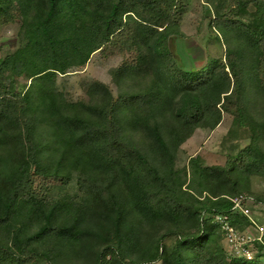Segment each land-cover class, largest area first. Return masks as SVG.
<instances>
[{"label": "rangeland", "instance_id": "1", "mask_svg": "<svg viewBox=\"0 0 264 264\" xmlns=\"http://www.w3.org/2000/svg\"><path fill=\"white\" fill-rule=\"evenodd\" d=\"M32 2L33 8L31 6L28 16L35 11L34 7L38 8L47 0ZM2 5L9 9L10 14L0 13V62H6L7 58L24 48L17 61L12 58L8 62L5 75L7 83L14 89L22 94H31L30 113L34 117V134L44 149V159L40 164H27L33 172H40L35 175L34 183L36 187L42 188V199L37 204L21 201L13 207L9 220L0 223V242L23 249L27 246L28 238L41 232L31 244L42 264L87 262L83 254L74 249L79 242L74 237L79 231H94L98 217L89 212L83 219L75 218L87 198L78 180L83 173L97 180H109L108 165L104 157L92 155L89 149L74 143L80 131L68 124L74 123L72 120L79 122L82 119L100 122L101 115L95 112V108L105 106L108 101L115 103L113 110L124 136L161 173L167 174V177L173 175L181 200L200 206L206 197L214 198L221 193L227 192L224 195H228V191H234L228 175L202 172V169L210 166H223L230 169V177L239 190L231 195L253 196L256 202L252 204L254 215L264 218V86L259 83L254 70V50L248 38L239 29L214 24L215 17L225 13L231 19L252 23L255 19L253 6L240 8L235 0L179 1L177 25L168 38L169 50L179 68L193 73L212 69L226 62V54L230 49L245 57L238 114L234 112L235 104L231 107L229 104L218 105L221 108L220 115L208 111L205 106L209 90L205 88L203 93H198L204 106V115L191 127L179 113L185 92L170 85L167 71L162 70L167 56L159 54L141 36H136L141 47L140 58L134 65L132 62L136 56L129 50L124 55L119 52L105 55L98 50L83 64L78 59L68 64L64 62L62 72L54 73L50 79L29 91L32 64L28 62L26 46L29 38H32L31 31L35 33V29L28 26L32 18L21 12L17 0H3ZM42 5L47 8L46 3ZM90 23L89 13L81 12L74 25L88 26ZM64 35L67 36V33ZM41 61L46 62L44 59ZM231 82L230 90L234 86L233 79ZM42 88H45V93L41 91ZM151 88L157 89L160 94L158 102L154 104L156 106L144 109L136 100L126 101L127 96H135ZM225 94H222L221 102H224ZM156 126L168 143L167 152L158 150L152 133ZM11 150L14 151L13 148ZM245 157L256 164L251 166L247 162L250 171L239 166ZM21 158L22 153L9 156L8 146L0 143V194L3 195L0 197V210L3 209L10 186L21 175L18 163ZM125 180L119 170H114L112 188L130 212L127 223L136 234H131L130 229L122 230L121 233L112 229L109 233L101 232L108 236L105 239H93L96 249L111 243L121 248L126 262L135 260L139 264H164L181 245L188 263L196 264L191 262L193 255L188 250L191 244L186 240L196 232L194 223L185 219L174 221L142 215L131 205ZM87 203L92 204L91 201ZM50 216L52 224L64 227L60 235L42 232ZM239 224L245 228L249 222L242 220ZM73 230L78 232L73 233ZM88 235L84 234L82 238ZM211 238L209 245L222 248L227 258H235L228 253L220 229H215ZM158 246L160 258L142 261L141 258H148L155 253ZM259 249L262 252L260 262L264 263V245L259 244Z\"/></svg>", "mask_w": 264, "mask_h": 264}, {"label": "trees", "instance_id": "2", "mask_svg": "<svg viewBox=\"0 0 264 264\" xmlns=\"http://www.w3.org/2000/svg\"><path fill=\"white\" fill-rule=\"evenodd\" d=\"M2 1L0 0V13L10 14L9 9H5L2 5ZM17 1L21 12L32 18L28 24L29 28L35 29V33L31 31L32 38L29 36L26 46L28 52L26 56L29 58L28 62L32 64L29 76L32 83L28 88L29 91L42 81L50 79L54 73L62 72L64 62L68 64L69 61L78 59L83 64L92 53L98 50L105 55L113 52L124 55L125 51L129 50V53L136 56L135 61L132 62L134 65L140 58L139 49L141 47V42H138L136 36H141L143 41L150 42L159 54L167 56L162 70L167 71L170 85L185 92L179 113L187 123L191 124V127L196 125L204 115V106L198 98V93H203L205 88L209 90L206 93L209 99L205 106L208 111L220 115L221 108L218 105L229 104L231 107L235 104L234 112L238 114L245 61L242 54L230 49L227 51L224 64L216 65L212 69L201 70L198 73L184 72L177 66L174 55L168 47V38L177 25V6L180 0H47L44 2L47 8L42 3L38 8L34 7L35 11L31 16L28 15L31 6L33 8L32 0ZM235 3L240 8L253 6L255 8L254 21L245 23L241 20H234L225 13L216 16L214 24L228 29H239L248 38L254 50L252 54L255 59L254 70L259 83L264 86V0H235ZM81 12L89 13L91 23L88 26L86 24L74 25ZM64 33H67V36ZM23 49L7 58L6 62H0V143L8 146L9 156L23 154V158L20 161L17 160L20 164L21 175L8 190L3 209L0 210V223L9 220L11 210L18 202L26 201L37 204L42 199V188L36 187L34 183L35 175L40 172L39 170L33 172L27 165L29 162L40 164L44 159V149L37 142L34 134V117L30 113L31 94L29 92L22 94L14 89L7 83L5 75L8 62L12 58L17 61ZM23 60L25 62L24 58ZM232 79L234 86L230 90ZM41 91L45 93L46 90L42 88ZM229 91V94H225ZM222 94H225L224 102H221ZM159 98L160 94L157 89L151 88L135 96H127L126 101L136 100L139 106L147 109L156 106L154 104ZM83 106L86 105L83 104ZM114 107V101H108L105 106L95 108V112L101 115L100 122H88L82 119L79 122L72 120L74 123L69 122L68 124L71 128L76 127L80 131L75 136L74 143L81 145V148L86 147L92 155L104 157L109 173V180H97L87 173L79 176V186L87 193V198L81 204L75 218L83 219L89 212L98 217V224L94 231L73 230V233L78 232L74 239L79 240L74 249L77 252L80 251L87 261L83 264H139L135 260L124 261L123 252L118 245L108 243L104 248L96 249L93 243V239L99 237L105 239L108 234L102 235L101 232L107 233L108 231L109 233L111 229L118 233L130 229L131 234H136L134 228L127 223L130 212L112 188L116 169L125 176L131 205H134L139 213L153 218L161 217L174 221L185 219L194 223L196 232L186 239L191 244L188 248L193 255L191 262L196 264H264L260 262L261 251L257 259L253 261L241 258L229 259L222 248H213L209 245L213 231L220 229L214 221V215L232 214V222L239 227H242L239 224L242 220L249 222L245 215L232 212L233 202L230 198L233 196L231 194L239 190L234 179L230 177V169L218 165L202 169V172L207 174L228 175L227 178L234 188V191H228L230 194L224 195L227 194L224 192L214 198L206 197L201 201L200 206L181 200L173 175L167 177V174L161 173L156 166L150 163L148 157L124 136L121 123L115 116ZM152 133L156 138L158 150L167 152L168 143L161 135L158 126L152 130ZM247 162L251 163V166L256 165L249 157H245L240 161L239 166L249 170ZM262 168L264 170V164ZM258 171L262 172V170ZM219 185L224 187L223 184ZM0 197L3 195L0 194ZM88 201L92 204H88ZM51 217L42 232L60 235L64 227L52 224ZM84 234H89V237L82 238ZM40 235L41 232L28 238L27 246L23 249L0 242V264H42L37 259L38 253L31 244L32 240ZM181 247V245L177 247L164 264H189ZM158 258H160L159 246L155 253L150 254L148 258L141 259L145 262Z\"/></svg>", "mask_w": 264, "mask_h": 264}, {"label": "built area", "instance_id": "3", "mask_svg": "<svg viewBox=\"0 0 264 264\" xmlns=\"http://www.w3.org/2000/svg\"><path fill=\"white\" fill-rule=\"evenodd\" d=\"M233 202L232 212L245 215L249 224L243 228L232 222L233 215L216 214L214 221L220 227L228 253L235 258L247 261L257 259L259 244H264V218L254 215L255 199L250 195H237L230 198Z\"/></svg>", "mask_w": 264, "mask_h": 264}]
</instances>
